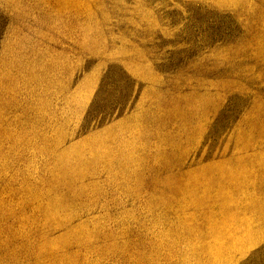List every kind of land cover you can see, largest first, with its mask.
I'll return each instance as SVG.
<instances>
[{"label":"rangeland","instance_id":"rangeland-1","mask_svg":"<svg viewBox=\"0 0 264 264\" xmlns=\"http://www.w3.org/2000/svg\"><path fill=\"white\" fill-rule=\"evenodd\" d=\"M0 264H264V0H0Z\"/></svg>","mask_w":264,"mask_h":264},{"label":"bare ground","instance_id":"bare-ground-1","mask_svg":"<svg viewBox=\"0 0 264 264\" xmlns=\"http://www.w3.org/2000/svg\"><path fill=\"white\" fill-rule=\"evenodd\" d=\"M168 208V207H167ZM169 208H171V207H169ZM176 213V212H175ZM164 215V214H163ZM101 219V218H100Z\"/></svg>","mask_w":264,"mask_h":264}]
</instances>
